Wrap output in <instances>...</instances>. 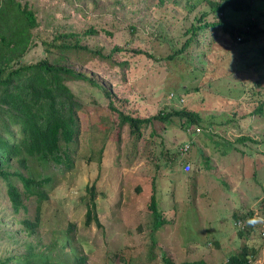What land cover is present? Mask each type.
I'll return each mask as SVG.
<instances>
[{"label": "rangeland", "instance_id": "374dc122", "mask_svg": "<svg viewBox=\"0 0 264 264\" xmlns=\"http://www.w3.org/2000/svg\"><path fill=\"white\" fill-rule=\"evenodd\" d=\"M16 1L34 11L37 25L24 56L11 59L5 73L48 60L93 81H66L79 107L70 160L57 164L29 156L22 167L13 158L12 172L29 169L48 179L39 195L26 194L13 174L27 209H14L8 182L0 177V258L36 264V253L47 249L71 263L226 264L245 252L248 264H264V114L247 112L258 102L264 112V78L252 83L259 75L253 68L230 74L229 63L219 57L230 39L212 36L210 25L188 31L204 12L205 20L217 22L214 10L208 4L189 10L183 0L184 10L174 0ZM260 28L263 18L252 30ZM71 32L80 33L81 45L57 48L63 40L57 36ZM110 101L141 117L186 106L203 120L190 134L185 117L152 119L137 138ZM6 116L0 118V134L15 142L19 125ZM187 162L189 174L181 168ZM91 190L101 225L85 222ZM154 194L163 220L158 227Z\"/></svg>", "mask_w": 264, "mask_h": 264}, {"label": "trees", "instance_id": "16d2710c", "mask_svg": "<svg viewBox=\"0 0 264 264\" xmlns=\"http://www.w3.org/2000/svg\"><path fill=\"white\" fill-rule=\"evenodd\" d=\"M181 0H174L173 5H179ZM188 9L191 10L197 5L208 4L217 15V22H209L204 19L206 12L201 17L196 18V22L188 31L193 34L198 29H206L211 26L212 36L217 32L219 35L227 36L230 41L225 44L223 53L219 57L229 63L230 74L236 70V73H252L251 68L256 72V79L252 82L255 85L260 84V80L264 78V44L259 39L264 40V30L260 28L252 30L255 25L260 23V19H264V0H259L258 6L253 4V0H218L219 2H208V0H183ZM247 6L248 11H244L243 7ZM176 9V8H175ZM176 10V11H178ZM184 10V9H183ZM224 13L223 15H220ZM235 19V22L232 21ZM37 25L35 13L31 9H27L16 0H0V118L10 117L19 125L21 136L15 142L0 134V176L8 182L7 191L11 204L14 209L20 207L27 209V204L23 203L20 195L21 190L14 183L13 174L23 183V189L26 194L37 192L42 185L47 183L48 179H40L33 176L31 170L26 173L20 171L19 168L12 169V160L17 157L18 165L27 166L26 159L29 156H37L43 160H52L59 164L70 160L69 145L74 141L77 131V109L78 103L74 92L69 88L66 81L69 77L85 78L93 81L92 77L77 71L70 66L52 63L48 60H40L35 63L23 64L8 73L7 67L11 63V59L24 56L25 51L29 48V39L32 36L31 29ZM95 30H89L87 33H93ZM63 40L60 44H55L57 48L73 49L78 47L80 43V33H69V35H58ZM71 38L73 41L68 40ZM194 41V37L186 41L184 49ZM28 45V47H27ZM52 45V44H51ZM144 52L143 50L137 51ZM177 51L167 56L171 59ZM183 52V50H178ZM99 53V52H97ZM104 58L105 55L100 54ZM123 64V63H121ZM260 77V78H259ZM241 79V77H239ZM239 82V80H238ZM242 82V81H241ZM247 83L243 81V84ZM250 84V83H248ZM251 85V84H250ZM173 98L178 99L174 95V91L170 89ZM242 91V90H241ZM107 95H111L110 91H105ZM180 98V97H179ZM262 100V99H261ZM5 105V107L3 106ZM257 105V104H256ZM252 106L248 109V113L264 114L262 104ZM110 109L116 110L119 114L121 123H127L130 130L137 138L141 135L142 126L151 122L152 119H159L164 122H171L173 118L182 120L186 118L185 127L196 130L194 126L202 124V116L199 112L184 106L182 109H170L169 111H160L152 117L133 116L124 113L109 102ZM189 109V110H188ZM174 116V117H172ZM172 117V118H171ZM171 126V125H170ZM186 128V129H187ZM159 133V131H158ZM159 139H157V143ZM164 141V139H162ZM255 141V140H253ZM161 144V143H160ZM189 163V162H187ZM185 163V165L187 164ZM185 165H183L182 170ZM7 168V169H5ZM195 170V167H194ZM184 172V170H183ZM189 174L190 172H184ZM91 203L88 205L85 222L90 225L94 220L97 225H101V221L97 216L93 195L96 193L91 190ZM155 217V227L160 226L163 222L161 212L156 206V196L152 198ZM239 218V215H238ZM243 219V218H241ZM240 219V220H241ZM252 254H257L252 247ZM248 250V249H247ZM246 254H238L228 259L226 264H248ZM9 259L0 258V264H9ZM36 264H83L82 261L71 263L66 260H59L52 256L46 249H41L36 253ZM184 264H205L204 261H185Z\"/></svg>", "mask_w": 264, "mask_h": 264}, {"label": "bare ground", "instance_id": "6f19581e", "mask_svg": "<svg viewBox=\"0 0 264 264\" xmlns=\"http://www.w3.org/2000/svg\"><path fill=\"white\" fill-rule=\"evenodd\" d=\"M182 100H183V98H182ZM195 131H197V130H194V131H192V132H189L190 134L191 133H195ZM184 149V148H183ZM185 151H186V149H185ZM188 168V169H187ZM192 169V165H191V163H187L186 165H185V167H184V172H189L190 170Z\"/></svg>", "mask_w": 264, "mask_h": 264}, {"label": "crops", "instance_id": "0c3cea01", "mask_svg": "<svg viewBox=\"0 0 264 264\" xmlns=\"http://www.w3.org/2000/svg\"><path fill=\"white\" fill-rule=\"evenodd\" d=\"M222 126H223V125H222ZM206 142H207V140H206ZM207 143H208V142H207ZM210 148H211V147H210ZM207 149H209L208 144L205 145V149H204V151L207 150ZM189 163H190V162H189ZM182 167H183V166H182ZM182 167H181V168H182ZM217 167H218V169H221L222 166H221V165H217ZM217 167H216V168H217ZM234 215H236V213H234ZM239 217H240V216H239Z\"/></svg>", "mask_w": 264, "mask_h": 264}, {"label": "built area", "instance_id": "2783aa9c", "mask_svg": "<svg viewBox=\"0 0 264 264\" xmlns=\"http://www.w3.org/2000/svg\"><path fill=\"white\" fill-rule=\"evenodd\" d=\"M188 169V168H187Z\"/></svg>", "mask_w": 264, "mask_h": 264}]
</instances>
